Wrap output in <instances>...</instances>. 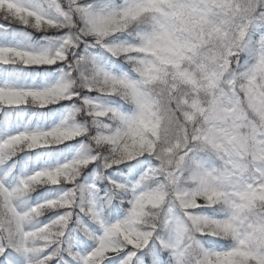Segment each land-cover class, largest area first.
<instances>
[{
	"label": "snow or ice",
	"instance_id": "6c2138e0",
	"mask_svg": "<svg viewBox=\"0 0 264 264\" xmlns=\"http://www.w3.org/2000/svg\"><path fill=\"white\" fill-rule=\"evenodd\" d=\"M0 21L5 32L16 24L62 33L41 52L0 47V80L18 78L8 65L62 66L54 87H0V108L79 98L77 111L96 128L94 155L41 168L15 186L7 176L0 181V264H103L110 257V264H264V0H0ZM105 57L135 76L114 74ZM181 87L191 95H177ZM82 92L118 98L131 110L102 107ZM53 115L49 109V123ZM88 134L65 122L11 135L0 143V164ZM53 150L55 159L66 151ZM90 164L113 170L102 177L109 185L103 200L95 184L79 183ZM125 164L144 168L135 183L111 179ZM61 185L71 187L24 206L37 188ZM109 206L123 218L108 222ZM147 209L157 215L137 229ZM47 213L54 216L43 222ZM73 221L97 242L87 255L74 250L87 241L70 235ZM114 236L123 239L116 250Z\"/></svg>",
	"mask_w": 264,
	"mask_h": 264
},
{
	"label": "rangeland",
	"instance_id": "374dc122",
	"mask_svg": "<svg viewBox=\"0 0 264 264\" xmlns=\"http://www.w3.org/2000/svg\"><path fill=\"white\" fill-rule=\"evenodd\" d=\"M4 21H0V24H3ZM62 33L55 32L49 30L47 32L36 31L32 28H21L16 24L10 25L9 32H5L0 30V47H13L18 48L23 51H33V52H41L45 50H49L52 47L53 41L58 38ZM13 65H8L6 67L12 68ZM16 66V65H14ZM23 68H27L23 65H17ZM5 66H0V71H3ZM49 68L44 71H35L36 74H23L19 73L17 75V79L12 80H0V87L5 85L9 87H19V88H32V89H42L46 87H54L61 78V73L59 68L62 66L53 65V66H40ZM36 66H30L28 68H40ZM86 92L81 93V97L85 96ZM93 96L95 97L97 93L93 92ZM92 97H89L92 98ZM81 99H73L69 101H62L56 105H49L48 108H44V111H37L39 109L38 106L35 105H27L15 108H0V113L2 114V118L0 120V124H5V126H10L12 132L7 134H3L2 138H0V143H2L5 139H7L11 135H17L22 132H38V131H48L52 127H57L65 124L67 122L70 127H79V128H88L89 134L87 136L79 137L75 140L69 141L67 144H61L62 150H66L63 155L60 156L59 159H55L53 148L52 147H41L35 149V156L32 155L33 163L36 165V170H40L44 167H57L65 162L70 161L71 159L76 158L77 156H88L90 154H95L90 151V136L96 133V129H93L94 125L92 123L91 118L87 117L86 113L78 112L81 104ZM36 109V110H34ZM49 109L54 110V115L52 118V122L49 123L47 119V113ZM21 151H18L11 158H14ZM107 155V153H105ZM7 160V159H6ZM10 160V158H9ZM44 161H48L49 163H44ZM99 164V162H98ZM98 164H90L88 168L84 169L79 177V183L82 187H87L89 185L95 184L97 189L99 190V196L101 200L105 196V192L109 187L108 181L102 179L103 176L109 175L113 170H108L105 172L102 169V166L98 167ZM122 166V165H121ZM117 173V172H116ZM5 175L0 173V181L3 180ZM25 176H21L24 178ZM19 178V179H21ZM19 179L14 180L12 182L5 181L7 183H11L12 186L19 181ZM113 179V176H111ZM49 187L51 189H49ZM71 185H61V186H44L42 188H37L36 192H39L41 189V194L36 195L33 199L32 205L36 202H42L45 199H54L60 195H63L65 191L70 188ZM55 188V189H54ZM57 188V190H56ZM43 189H47L46 191ZM48 192L43 193V192ZM43 193V194H42ZM54 216V213H47L45 216L41 217L43 222H48L50 218ZM45 217V218H44ZM72 223L74 225L72 226ZM69 225V229L72 226V232L75 234V238L81 240L78 230H76L77 226L75 221H73ZM85 225L89 227L90 231H93L95 235H100L101 230L97 225L92 223L91 221L85 220ZM92 240V239H90ZM93 244L91 246V251L96 246V241L92 240ZM81 245H78L75 249L80 248ZM113 257L107 258L103 261V264L107 261H110ZM115 259H119L115 257Z\"/></svg>",
	"mask_w": 264,
	"mask_h": 264
},
{
	"label": "trees",
	"instance_id": "16d2710c",
	"mask_svg": "<svg viewBox=\"0 0 264 264\" xmlns=\"http://www.w3.org/2000/svg\"><path fill=\"white\" fill-rule=\"evenodd\" d=\"M113 2L115 4H120L123 2V0H113ZM81 51V55L83 54V49L80 50ZM104 63L106 65V67H108L114 74L116 75H127L129 77H134L135 73L132 71L131 67L124 63L123 61H118L115 64L112 63L107 57L104 58ZM13 70L19 74V73H23V74H35V70H37L38 68H23L20 66H12ZM47 69L45 67H41L39 68V70H44ZM88 98L92 97L94 94L92 93H86L85 94ZM93 102L100 104L102 107H116L118 109H120L121 111H130L131 110V105L126 104L125 102H123L122 100H119L118 98L115 97H108V96H103V95H99L97 94L95 97L90 98ZM36 110V109H34ZM37 111H44V108H40L37 109ZM56 113V112H55ZM54 113V114H55ZM2 114L0 113V120L2 118ZM93 129H96L95 126L93 127ZM12 132V129L10 128V126H5V124H0V138H2L3 134H9ZM54 148H57L59 150H62V146H54ZM54 153L56 151H53ZM35 156V150H24L21 151L19 154H17L16 156H14V158H10L6 160L5 163L0 164V173L7 176V181L8 182H12L14 180H17L19 178H21V176H27L32 174L35 170H36V165L33 163V160H31L33 158V155ZM57 152L54 154V156H57ZM133 165H136V162L133 161L132 162ZM146 167V166H145ZM144 168L142 167H132L129 165H122L120 166V170L115 173L113 176V179L116 180L117 182H123V180L126 178L127 180L135 183L137 180H139L140 175L142 174ZM49 189H51L49 187ZM55 189V188H54ZM42 190V189H41ZM41 190L39 192H32L30 197L28 198V200L24 203V206H27L28 204H32L33 199L36 197V195H40L41 194ZM43 190H47V189H43ZM53 190V189H51ZM57 190V188H56ZM43 192L48 193V192ZM42 193V194H43ZM112 204H119L118 201H112ZM126 207V205H125ZM124 216V212L123 210L121 211L119 216L113 215L111 214V206L106 207L105 208V217L107 219L108 222H115L117 219H122ZM45 218V217H44ZM74 225V223H72V226ZM72 226L70 227V229H72ZM91 229V228H90ZM92 230V229H91ZM80 238L82 240H86L87 241V246H83L81 245L80 248H78L76 251H79L81 255H87L90 250H91V246L93 244V241L90 240L89 238L85 237L83 235L82 232H79ZM68 235V234H66ZM72 237H75V234H73V232H71L70 234ZM104 264H110V261H107Z\"/></svg>",
	"mask_w": 264,
	"mask_h": 264
},
{
	"label": "clouds",
	"instance_id": "9594fccd",
	"mask_svg": "<svg viewBox=\"0 0 264 264\" xmlns=\"http://www.w3.org/2000/svg\"><path fill=\"white\" fill-rule=\"evenodd\" d=\"M211 70H213V66L209 65V71H211ZM195 71L199 72L198 69H196ZM182 94H188L189 96L191 95L190 90L181 87L178 89L177 95H182ZM200 99H201V101H205L207 99V97L204 95H201ZM175 136H176V132H175V129H173L172 132L170 133V138L174 140ZM90 147L93 150H95V145H90ZM162 147H166V145H162ZM185 174L187 175V172ZM146 211L148 213V216L146 217V221L143 224H136L135 227L137 229L142 230V229L146 228L149 224L152 223V217H155L157 215V210L147 209ZM122 245H123V239L120 236H114L112 238V250L119 249Z\"/></svg>",
	"mask_w": 264,
	"mask_h": 264
}]
</instances>
